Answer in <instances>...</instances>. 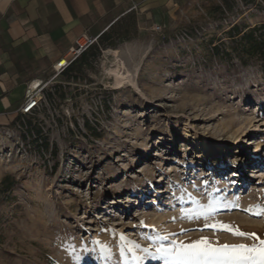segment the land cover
<instances>
[{
    "label": "rangeland",
    "instance_id": "rangeland-1",
    "mask_svg": "<svg viewBox=\"0 0 264 264\" xmlns=\"http://www.w3.org/2000/svg\"><path fill=\"white\" fill-rule=\"evenodd\" d=\"M261 23L264 0H165L41 82L33 115L0 126V181L17 183L0 205V264H164L157 243L202 238L260 247L264 78L212 49L232 53L227 31Z\"/></svg>",
    "mask_w": 264,
    "mask_h": 264
},
{
    "label": "crops",
    "instance_id": "crops-1",
    "mask_svg": "<svg viewBox=\"0 0 264 264\" xmlns=\"http://www.w3.org/2000/svg\"><path fill=\"white\" fill-rule=\"evenodd\" d=\"M165 0H0V126L18 117L31 83L85 34L97 37L121 18L162 6Z\"/></svg>",
    "mask_w": 264,
    "mask_h": 264
},
{
    "label": "snow or ice",
    "instance_id": "snow-or-ice-1",
    "mask_svg": "<svg viewBox=\"0 0 264 264\" xmlns=\"http://www.w3.org/2000/svg\"><path fill=\"white\" fill-rule=\"evenodd\" d=\"M195 188V185L192 186ZM189 199L193 204L198 202L192 197L191 193H188ZM200 208L204 209L203 212H195L196 218L204 215L207 218V213L214 210L212 201H209L207 205H201ZM189 219L193 218V214L184 213ZM143 224V222H141ZM212 227H215L213 225ZM221 227H227L221 225ZM231 230V229H229ZM235 235L239 236H251L255 239V233H244L235 231ZM174 235V234H172ZM154 239L159 241H169L168 236H156ZM260 247H246L244 245L239 246H223L222 248H213L210 242L206 239H200L190 244H177L175 241H169L167 245L163 243H157L156 255L163 259L164 264H264V240H260ZM144 252H148V249H143Z\"/></svg>",
    "mask_w": 264,
    "mask_h": 264
},
{
    "label": "trees",
    "instance_id": "trees-1",
    "mask_svg": "<svg viewBox=\"0 0 264 264\" xmlns=\"http://www.w3.org/2000/svg\"><path fill=\"white\" fill-rule=\"evenodd\" d=\"M240 2L247 6L252 5L255 0H240ZM227 10L229 11L230 9ZM104 34L99 37V40H102ZM226 36L230 40L232 53H227L226 49L223 48L225 45L221 43V46L213 47L212 56L220 62H222V60H231L234 58L243 67L256 66L260 69L264 78V23L246 30H241L238 25H233L227 31ZM83 59H85V54L78 61ZM76 63H74L69 70H71ZM69 70L67 72H69ZM18 118L20 119L21 117ZM44 149H47V145H44ZM16 184L12 176H6L0 181V205L5 200H8Z\"/></svg>",
    "mask_w": 264,
    "mask_h": 264
},
{
    "label": "built area",
    "instance_id": "built-area-1",
    "mask_svg": "<svg viewBox=\"0 0 264 264\" xmlns=\"http://www.w3.org/2000/svg\"><path fill=\"white\" fill-rule=\"evenodd\" d=\"M159 30V28H157ZM91 37L88 35H81L74 40L73 45L69 48L67 53L52 67L54 77H58L67 72L70 67L76 63L84 54L90 51L93 47L98 44L99 37ZM41 83H37L34 86V82L30 84L29 89L25 95L24 101L19 107L18 116L28 117L32 116L33 113L39 108L41 100Z\"/></svg>",
    "mask_w": 264,
    "mask_h": 264
},
{
    "label": "bare ground",
    "instance_id": "bare-ground-1",
    "mask_svg": "<svg viewBox=\"0 0 264 264\" xmlns=\"http://www.w3.org/2000/svg\"><path fill=\"white\" fill-rule=\"evenodd\" d=\"M114 74L116 77L117 85H120L124 81V77L118 71H114ZM34 86L36 87L37 83H34ZM116 89H118V88L116 87ZM199 147H200V144H199ZM201 147H205V143L202 142Z\"/></svg>",
    "mask_w": 264,
    "mask_h": 264
}]
</instances>
